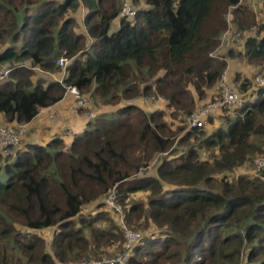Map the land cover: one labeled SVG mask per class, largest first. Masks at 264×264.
<instances>
[{"label": "trees", "instance_id": "trees-1", "mask_svg": "<svg viewBox=\"0 0 264 264\" xmlns=\"http://www.w3.org/2000/svg\"><path fill=\"white\" fill-rule=\"evenodd\" d=\"M238 2L131 0L135 14L125 17L122 0H0V68H9L0 81L5 123H27L59 101L64 85L43 76L61 71L65 84L115 107L69 138L61 131L0 156V264L110 254L124 241L118 205L126 226L155 228L133 243L127 264H264V170L236 172L252 155H264V86L240 106L213 110L200 128L176 137L184 126H171L219 85L227 64L209 53L228 27L227 13L239 29L256 23L247 0L230 8ZM261 11L258 35L239 50L255 66H264V0ZM231 79L228 68L233 87L251 85ZM142 95L161 99L169 113L144 110L135 101ZM111 191L115 207L106 197L86 212ZM139 193L146 201L130 202ZM46 228H53L49 241L40 235Z\"/></svg>", "mask_w": 264, "mask_h": 264}, {"label": "built area", "instance_id": "built-area-1", "mask_svg": "<svg viewBox=\"0 0 264 264\" xmlns=\"http://www.w3.org/2000/svg\"><path fill=\"white\" fill-rule=\"evenodd\" d=\"M123 5L120 11V16L130 17L135 14V10L131 4V0H122ZM244 0H239L237 5L231 6L230 8H237L240 4H242ZM230 12L226 15V20L228 22L227 29L222 33V37L220 38L219 45L215 48L214 51L210 52L209 55L220 60H225L224 56L220 52V48L228 47L230 44L238 39L247 36V33H255L256 27L250 26L249 28L242 30V29H234L232 22H230ZM223 49V48H222ZM56 64L62 67L64 70L67 60L63 57H60ZM9 68L3 66L0 68V81H2L5 76L8 74ZM65 72L62 71V75L57 78V80L64 85L65 93H70L73 96V107L72 109L76 112L80 109H90L93 105V96L89 94H83L77 89L75 86L67 85L63 82V77ZM256 84L264 86V78L261 76L256 77ZM256 87V86H255ZM254 87V88H255ZM253 88V89H254ZM219 91L221 95L215 94L212 99L200 106L199 108L195 109L191 114L186 117V122L188 123L189 128L193 127H202L206 123L207 117L211 114V112L218 107L222 106L224 108H231L234 106L242 105L244 101L245 94L249 91L248 88L245 91H239L237 88L233 87L228 82V66L225 68L220 82H219ZM251 89V90H253ZM250 90V92H251ZM88 118L93 119L96 115L93 112H87ZM25 124H18V123H4L0 124V156L2 158H11L13 157L16 149L22 142V139L25 134ZM68 135H73V131L68 130ZM252 163L254 169L256 171L264 170V155H255L252 158ZM107 203L115 207L114 203V194L111 191L107 196ZM119 214V222L122 225L123 235H124V242L123 247L120 252H117L113 255H105L99 258H92L89 260H79L76 262H67L63 263L61 261H56V264H127V256L128 251L132 247L133 243L141 238L142 234L138 231L131 230L127 228L125 225L121 211L118 207H115Z\"/></svg>", "mask_w": 264, "mask_h": 264}, {"label": "rangeland", "instance_id": "rangeland-1", "mask_svg": "<svg viewBox=\"0 0 264 264\" xmlns=\"http://www.w3.org/2000/svg\"><path fill=\"white\" fill-rule=\"evenodd\" d=\"M247 2L249 3V5L250 6H252V8L250 7V9L253 11V13H254V17H255V21H256V23L254 24V25H252V26H255L256 27V31H255V33L253 34V33H250V32H248L247 33V36L246 37H248V36H256V35H258V24H259V22H260V20H261V17H262V11H261V3H262V0H247ZM75 16L77 17V19H78V28L80 27L81 29L83 28V26H82V23H81V20H82V17H81V15H80V12L78 11L76 14H75ZM264 19V18H263ZM257 24V25H256ZM234 27V29H239L238 27H236V26H233ZM77 28V29H78ZM242 30H245V29H242ZM222 37V34L220 35V38ZM246 37H243V38H241L240 40H237V41H235L233 44H232V46H231V44H230V46H228V47H222V48H220V52L222 53V55L224 56V58L226 57V61H225V63L227 64V66H228V68H229V77H230V80H232L231 78L235 75H237L238 77H240V82H241V80H243V79H248L250 82H251V85L248 87V92H250V90L251 89H253L255 86V88L253 89V90H256L257 88H259V87H261V85H257L256 84V77L257 76H261L262 78H264V66H261V65H258V66H255V64H251V63H248L247 61H246V59H244L243 58V56H242V54H241V52L239 51L241 48H242V45H243V42L245 41V39H246ZM229 49H232L233 51H234V55H231L232 57H230L229 55H227L226 53H227V51L229 50ZM264 63V62H263ZM238 70V71H236V70ZM236 72H238L237 74H236ZM35 78V77H34ZM239 82V83H240ZM236 85H237V83H236ZM218 91H219V85H218V83H216L213 87H211V88H209V89H207L206 91H205V95L203 96V98H201V99H197L196 100V107H195V109H197V108H199L200 106H202L203 104H205V103H207L215 94H217L218 93ZM247 92V93H248ZM252 92V91H251ZM250 92V93H251ZM88 94V93H87ZM146 96V97H145ZM94 98V97H93ZM144 110H146V111H148L149 109H155L156 107H158V106H160L161 108H164V101H162L161 99H154L152 96H147V95H142V96H139L138 98H136V100H135ZM157 102V105H154L153 106V104H155ZM121 104V103H120ZM119 104V105H120ZM96 107L97 109L98 108H113V109H115V107H113V106H111V105H104L102 102H100V100H98V99H96V98H94L93 99V105H92V107ZM72 107H73V105H72ZM91 107V108H92ZM90 108V109H91ZM159 108V107H158ZM90 109L88 110V109H86V110H84V109H80L79 111H76V113H79V112H83V113H85V112H89L90 111ZM164 111H166V114H168L169 113V111H170V109H163ZM94 115H96V114H94ZM97 116V115H96ZM183 117H185V116H183ZM187 117V116H186ZM185 117V118H186ZM169 117H168V115L167 116H165V119L167 120V121H169L170 119H168ZM179 118H180V116H179ZM184 118V121H182V123H180L181 122V120L180 119H173L171 122H172V128H173V126H175V125H183L184 127H183V129H182V131L176 136V137H179L181 134H183V132L184 131H187V130H189L190 128H189V126H188V123L186 122V119ZM180 120V121H179ZM169 123H170V121H169ZM208 127L206 126V129H207ZM175 137V138H176ZM258 155V154H257ZM202 156L204 157V158H207V155L206 154H202ZM255 155H252L251 156V159H250V161H248L245 165H242L236 172H238V173H240V172H245V173H247L248 171H250V170H253V168H254V166H253V163H252V158L254 157ZM159 160V159H158ZM157 159H155L151 164H150V166L147 168V171H148V173L149 172H152L153 171V169H154V167H155V165L157 164V161H158ZM5 163V161L2 159V160H0V164L1 165H3ZM247 171V172H246ZM237 174V173H236ZM228 175H231V178L232 177H234V175H235V173L233 172V173H228ZM218 177L220 176V175H217ZM0 179H3V180H5V174H4V172L2 171V172H0ZM163 186L165 187V188H169V185L168 184H166V183H163ZM106 197H107V194H106V196H104V199H102V200H99V201H96V202H94L93 204L91 203V204H89V205H86L85 206V209H86V212H88V213H94L95 211H97L98 209L96 208V205L98 204V202H103V201H105L106 202ZM134 199H131V201L130 202H140L141 200H143V201H146V198H147V194L146 193H139V194H136V195H134V197H133ZM119 206V209L121 210V208H120V205H118ZM104 208L103 209H105V205L103 206ZM106 207H108L107 205H106ZM109 210V209H108ZM122 211V210H121ZM123 213V212H122ZM111 214V213H110ZM112 215V214H111ZM124 215V214H123ZM113 217V216H112ZM115 218H116V216H115ZM139 224H141V226H138V227H133V226H127V228H129V229H131V230H135V231H138V232H140L141 234H142V236H145V235H148L149 233H152V231H154L155 230V228L152 226V225H150V226H146V225H144L143 223L144 222H142V221H140V222H138ZM52 229L53 228H46V229H44L41 233H40V235H42V236H45V237H47V240L49 241L50 240V234H51V231H52ZM124 242V241H123ZM122 247H123V243L121 244V246H118L117 248H114L113 250H111L110 251V254H105V255H113V254H115V253H117V252H120L121 250H122ZM104 254H103V256H105Z\"/></svg>", "mask_w": 264, "mask_h": 264}, {"label": "crops", "instance_id": "crops-1", "mask_svg": "<svg viewBox=\"0 0 264 264\" xmlns=\"http://www.w3.org/2000/svg\"><path fill=\"white\" fill-rule=\"evenodd\" d=\"M263 3V0H262ZM262 3L260 4L262 6ZM248 6L249 3H246ZM252 8V6H250ZM80 15H83V12L80 9ZM118 25V20L115 19L112 22L111 29H115ZM62 75V71L58 74L48 73L43 77L52 78L57 80ZM73 96L70 93H64L62 98L57 101L55 104L47 106L45 108L39 109L35 117L25 124V134L22 139V143L26 142H46L49 140L55 133L63 132L66 137L68 135V130L73 131V134L82 131L88 121L87 112L76 113L72 109L73 105ZM113 108H96L92 107L91 112L98 115L103 112H111ZM81 111V110H80ZM4 119L0 114V124H4ZM66 129V130H63ZM72 136V135H71Z\"/></svg>", "mask_w": 264, "mask_h": 264}]
</instances>
